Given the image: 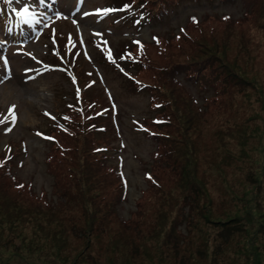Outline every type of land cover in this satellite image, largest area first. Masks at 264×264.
Here are the masks:
<instances>
[{
  "label": "rangeland",
  "instance_id": "374dc122",
  "mask_svg": "<svg viewBox=\"0 0 264 264\" xmlns=\"http://www.w3.org/2000/svg\"><path fill=\"white\" fill-rule=\"evenodd\" d=\"M43 1L6 8L20 31L13 45L27 56L4 71L0 53V120L15 106V122L0 123V255L12 264H264V0L198 11L205 35H225L193 46L192 12L137 30L135 14L104 10L113 0H53V13L37 8ZM94 4L101 14H90ZM57 15L53 39L44 26ZM128 37L149 45V60L143 46L123 49ZM115 49L128 58L104 93L94 60ZM183 60L193 63V80L216 91L191 86L178 72ZM87 76L94 96L74 91ZM126 85L133 90L122 92ZM68 90L72 98L61 97ZM57 222L66 231L49 236Z\"/></svg>",
  "mask_w": 264,
  "mask_h": 264
},
{
  "label": "trees",
  "instance_id": "16d2710c",
  "mask_svg": "<svg viewBox=\"0 0 264 264\" xmlns=\"http://www.w3.org/2000/svg\"><path fill=\"white\" fill-rule=\"evenodd\" d=\"M115 0L112 1V5H110L109 9H112L113 11L116 10H123L124 12H128L129 14H135V25H133L134 28L137 29H141L142 27L146 26L147 22H151L152 19H154L155 21H158L160 24L161 23H166L168 21H171L172 19L176 18V17H183L181 15H186L190 12H192V14L190 16H188L189 21L191 22V26L188 28V30H191L193 32V37L191 39V45L193 46L197 40L202 39V38H206L207 37V42L208 45L210 44L211 40H213V38L219 37L221 38V41H224V35L223 36L219 33V32H213V30L211 32L206 31L207 35H205V29L204 27H202L201 25H199V21L197 20V17L194 16L195 13H197L198 11H204V12H208V10L212 11V13H216L219 9L220 10H238L237 7L231 6V4H229L230 0H227L228 2H224L222 3L220 6V2L222 0H153V9L149 10L148 7H141L142 4L141 3H149L146 0H123L121 2L120 5L116 6ZM141 2V3H140ZM185 7V8H184ZM238 8L240 9V6H238ZM106 10V11H108ZM127 13V14H128ZM127 14H122L123 17L122 18H130L129 16H127ZM195 21H197V23H195ZM168 24L164 25V27L162 28L166 33L169 32V28L167 26ZM195 27V28H194ZM179 32L180 30H182L184 27H177ZM196 29V30H195ZM187 34V31H186ZM244 42H237V51H241L244 48ZM144 48H146L147 54H145L144 58L149 60V45L142 43V45ZM141 46H137V43H134L132 41H129V44L126 46H123V49H128L129 47H134V49H138ZM121 49H119V51H117L116 49L113 51V55L110 56H104L102 54V56L100 57V61L104 64H116V63H120L122 61H124L125 59L128 58V54L125 51H120ZM166 51L167 49H165V47H162V49L160 51ZM181 51L185 52L186 51V46L182 45L181 47ZM63 48H61L60 50V56L63 57ZM66 54V53H65ZM110 57V58H109ZM55 60H58L57 58H54ZM189 62V63H188ZM182 65H183V69L181 71L182 74L188 73L187 76H190L187 79L193 80L192 78V74L196 72L195 69H193V63L191 61H181ZM54 65H56V63H53ZM124 65L128 68V69H132L133 67L127 66L126 61L124 62ZM71 66L73 68H78L79 64L77 62H73L71 64ZM133 77L131 76V79ZM182 80V79H181ZM183 81V80H182ZM131 83V82H130ZM183 83L185 84V82L183 81ZM214 83L211 81H201L198 79L193 80V82L190 84L191 86L194 87H199L201 85V87L203 88H211L214 92L216 91V89L212 86ZM236 82H233V85L235 86ZM136 86V85H135ZM138 87H140L139 85H137ZM124 89L127 90V92H130L131 90H133L132 87L128 88L127 85L126 87H124ZM65 95V92L61 93V97H63ZM65 107H67V104H64ZM149 137H153L155 139H167L168 138V134L167 133H158V132H151L149 133ZM176 167V166H175ZM193 174V172H192ZM195 176V175H193ZM205 178L203 177V175L200 176L199 181L201 182L202 186L201 188L204 189V184H203V180ZM196 181L192 182L190 181L188 184V187H192L193 189H196ZM200 185V184H199ZM198 185V186H199ZM70 202L72 203V201L70 200ZM13 206V205H12ZM4 208V207H3ZM15 207L11 210V213H13ZM5 210V214L6 216L8 215V211L4 208ZM55 220L56 216L54 215ZM51 223V222H50ZM59 224L60 227H52L51 229H53V231L48 232L49 236L50 233H57L58 230H60L61 228L64 229V231H66V227L67 224L66 223H62V222H57ZM161 233H163L165 235L166 230L163 228L160 231ZM81 233V232H80ZM227 235H231L229 232L226 233ZM92 235V232H89L88 229H85L84 232V237H89ZM101 236L98 235L96 237L97 240L100 241ZM88 239V238H86ZM229 239V238H228ZM227 239V240H228ZM0 246H2V243H0ZM7 257H12L13 255L10 254H6ZM7 258H5L3 255H0V264H12V262H8L6 261Z\"/></svg>",
  "mask_w": 264,
  "mask_h": 264
},
{
  "label": "snow or ice",
  "instance_id": "6c2138e0",
  "mask_svg": "<svg viewBox=\"0 0 264 264\" xmlns=\"http://www.w3.org/2000/svg\"><path fill=\"white\" fill-rule=\"evenodd\" d=\"M28 11H29L28 8H24L19 13V15L22 16V17L23 16H26L28 14ZM8 119H11L13 123L15 122V106L14 105L9 109L8 116L7 117H4L3 120H0V123L6 121ZM65 119H69V118L68 117H65ZM8 130L10 131L11 129H8ZM49 139H51V138H49ZM20 187H23V186L21 185Z\"/></svg>",
  "mask_w": 264,
  "mask_h": 264
},
{
  "label": "bare ground",
  "instance_id": "6f19581e",
  "mask_svg": "<svg viewBox=\"0 0 264 264\" xmlns=\"http://www.w3.org/2000/svg\"><path fill=\"white\" fill-rule=\"evenodd\" d=\"M17 88V87H16ZM17 92H19V91H17ZM13 94H14V92H13ZM24 94V93H23ZM22 97H23V95H22Z\"/></svg>",
  "mask_w": 264,
  "mask_h": 264
}]
</instances>
